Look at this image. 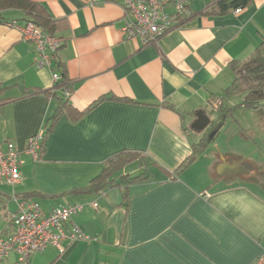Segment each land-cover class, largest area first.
Returning a JSON list of instances; mask_svg holds the SVG:
<instances>
[{
  "label": "crops",
  "instance_id": "crops-1",
  "mask_svg": "<svg viewBox=\"0 0 264 264\" xmlns=\"http://www.w3.org/2000/svg\"><path fill=\"white\" fill-rule=\"evenodd\" d=\"M36 1L60 20L56 34L65 41L57 56L69 78V102L87 110L76 119L62 115L38 159L24 151L30 137L44 133L64 90L53 86L52 69L35 64L34 43L7 24L24 23L25 13L3 10L0 143L13 140L23 162L19 183L0 180V235L10 234L16 198L26 196L46 212L82 204L68 228L75 224L89 238L64 241L62 252L48 246L27 261L12 252L0 264H252L264 253V101L251 107L257 129L234 132L228 147L218 142L224 122L205 133L216 120L213 97L232 82V62L247 59L264 39V0L225 15L202 12L213 0H189L188 15L148 45L126 37L122 0ZM198 111L212 120L206 128L194 126ZM204 135V150L176 172ZM123 150L161 168L130 184L126 195L120 187L72 191ZM239 162L253 170L235 174Z\"/></svg>",
  "mask_w": 264,
  "mask_h": 264
},
{
  "label": "built area",
  "instance_id": "built-area-1",
  "mask_svg": "<svg viewBox=\"0 0 264 264\" xmlns=\"http://www.w3.org/2000/svg\"><path fill=\"white\" fill-rule=\"evenodd\" d=\"M102 0H88L96 4ZM123 26L126 37H138L144 45L157 41L174 26L173 20L188 15L189 0H122ZM173 10V11H171ZM16 28L24 40L34 43L36 56L34 62L38 67L52 68L55 57L64 38L57 34L42 31L33 22L19 23L7 21ZM59 76L53 73V82ZM64 93L71 95L65 88ZM44 133L37 134L27 140L24 151L35 159L41 155ZM22 150L13 140L0 143V180L15 185L22 180L20 166ZM17 209L12 215V231L7 236L0 235V258L15 252L19 260L27 261L29 257L48 246H55L61 252L65 250L66 240L88 239L89 236L77 225L69 230L72 216L83 209L82 204L53 207L49 212L43 210L40 204L30 198H16ZM96 206L97 203H94ZM252 264H264V253Z\"/></svg>",
  "mask_w": 264,
  "mask_h": 264
},
{
  "label": "trees",
  "instance_id": "trees-1",
  "mask_svg": "<svg viewBox=\"0 0 264 264\" xmlns=\"http://www.w3.org/2000/svg\"><path fill=\"white\" fill-rule=\"evenodd\" d=\"M250 3L251 0H213V2H211V4H209L206 9L202 10V12L205 14L225 15L229 12L245 8ZM11 8L22 10L26 15L25 22L31 21L42 31L49 34H56L59 26L58 22L60 20L54 19L49 14L47 9L38 1L0 0V21L4 20L1 12L5 9ZM62 46L63 45H61V47ZM231 66L234 74L232 82L228 85L222 95L213 97L215 111L221 110V115L223 118L232 115L234 112L233 109H235L236 106L255 107L258 103V101L254 100H243L242 102L234 105L235 107H232L228 106V100L230 98L243 93H264V39L253 50L247 59L235 60L232 62ZM51 69L53 73H56L59 76V80L55 82L53 86L58 88V90L61 92L62 90H65V88L70 90L69 78L67 76L63 62L58 56L55 57ZM69 97L70 96H67L64 92L58 97V105L54 113L48 118L45 125L41 155L44 150L47 136L52 132L55 124L62 115L66 114L67 116L76 119L87 110H78L77 108L73 107V105L69 102ZM102 99L103 97L97 99L94 103ZM220 123H222V121H213L212 127H210V130H208L209 133L206 132L205 135L214 131L216 126H218ZM205 135L198 142L194 143L191 154L175 170L176 172L189 165L196 158V156L204 150V147L207 144V138ZM135 159L140 161L137 169L127 173L121 172L127 163H130ZM153 167H160V165L154 160L142 155L138 151L123 150L106 160L101 174L91 180L87 185L75 187L72 189V191L102 192L107 187H120L124 190L126 195L127 188L130 184L144 181L154 176L152 172ZM175 171L174 173H176ZM168 175L170 176L171 173L168 172Z\"/></svg>",
  "mask_w": 264,
  "mask_h": 264
},
{
  "label": "rangeland",
  "instance_id": "rangeland-1",
  "mask_svg": "<svg viewBox=\"0 0 264 264\" xmlns=\"http://www.w3.org/2000/svg\"><path fill=\"white\" fill-rule=\"evenodd\" d=\"M247 93H243L240 95H236L232 97L230 100H228V106H234L241 101L244 100ZM235 107V106H234ZM233 115L227 116L223 118L221 115V110L215 111L212 113L213 118H216L218 121L224 122V129L220 131V136L218 138V142L222 148L228 147L229 145L235 143L234 139L237 138L233 135L234 132L239 131L240 129L245 130L246 134H249L250 132L253 133L255 129H257L253 124L257 121L258 116H254L253 109L251 107L246 106H236L235 109H233ZM241 125V126H240ZM238 133V132H237ZM231 143V144H230ZM134 167L124 168L123 170H131ZM122 170V171H123Z\"/></svg>",
  "mask_w": 264,
  "mask_h": 264
},
{
  "label": "water",
  "instance_id": "water-1",
  "mask_svg": "<svg viewBox=\"0 0 264 264\" xmlns=\"http://www.w3.org/2000/svg\"><path fill=\"white\" fill-rule=\"evenodd\" d=\"M247 99L248 100H256V101H264V93H260V92L259 93H252L251 95H249L247 97ZM196 116H197V120L194 124L195 127L203 129V128H206L207 126H209L211 124V121H212L211 118L206 113H204L203 111H198L196 113ZM239 166L240 167L235 174H244L245 172L248 173L249 168L251 170H253V165L250 163H247V162H241V163L239 162ZM224 171H226V170H224ZM257 177H259V176H257Z\"/></svg>",
  "mask_w": 264,
  "mask_h": 264
},
{
  "label": "clouds",
  "instance_id": "clouds-1",
  "mask_svg": "<svg viewBox=\"0 0 264 264\" xmlns=\"http://www.w3.org/2000/svg\"><path fill=\"white\" fill-rule=\"evenodd\" d=\"M93 127H95L97 130L99 129V125H94Z\"/></svg>",
  "mask_w": 264,
  "mask_h": 264
}]
</instances>
